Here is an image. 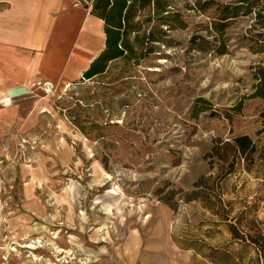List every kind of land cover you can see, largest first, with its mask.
Listing matches in <instances>:
<instances>
[{
	"label": "rangeland",
	"instance_id": "374dc122",
	"mask_svg": "<svg viewBox=\"0 0 264 264\" xmlns=\"http://www.w3.org/2000/svg\"><path fill=\"white\" fill-rule=\"evenodd\" d=\"M166 1L185 27L145 24L161 39L134 58L0 107V264H148L166 249L203 264L187 246L258 264L234 235H264L260 24L239 15L225 54L191 50L195 31L212 38L215 3L235 0ZM198 97L208 108L193 118ZM241 135L253 143L245 155L233 149Z\"/></svg>",
	"mask_w": 264,
	"mask_h": 264
},
{
	"label": "crops",
	"instance_id": "0c3cea01",
	"mask_svg": "<svg viewBox=\"0 0 264 264\" xmlns=\"http://www.w3.org/2000/svg\"><path fill=\"white\" fill-rule=\"evenodd\" d=\"M103 47L102 21L79 0H0V107L25 90L37 91L41 84L74 82ZM256 217L264 223V208ZM193 252L203 264H213ZM157 253L160 261L148 264H194L185 261L183 253ZM257 256L264 264V252ZM129 257L128 264H136Z\"/></svg>",
	"mask_w": 264,
	"mask_h": 264
},
{
	"label": "trees",
	"instance_id": "16d2710c",
	"mask_svg": "<svg viewBox=\"0 0 264 264\" xmlns=\"http://www.w3.org/2000/svg\"><path fill=\"white\" fill-rule=\"evenodd\" d=\"M82 6L88 9V12L99 18L103 23L104 47L89 62L87 68L82 72L79 79H92L102 75L109 67V63L116 60H126L136 56V46H142L145 41H160V36H154L152 29L141 32L145 24L152 21H158L156 24H166L169 27H185V22L180 18L178 12L170 11L169 2L166 0H79ZM197 0V4L199 5ZM215 13L211 16L209 25L205 26L207 35L212 38L208 39L205 35L195 31L188 40V48L191 50L207 51L222 55L227 52V41L224 37L227 22L239 15H248L254 13L256 22L259 23V37L264 41V0H235L232 3H215ZM260 6V8H258ZM144 11L145 15L139 18ZM175 25V26H174ZM153 25H151L152 27ZM209 102L198 97L192 106V117L195 118L201 112L206 110ZM234 153L246 154L253 151V143L247 135L237 136L233 140ZM232 169L227 170L231 172ZM195 190L187 193L185 200L190 201L197 198ZM232 228V225H229ZM235 239L249 242L260 253L264 252V235L257 236L244 233H236ZM197 253L205 257L213 264L215 247H209L206 252L196 250ZM224 248V256L230 257V253ZM228 253V255H226ZM259 264V261H258Z\"/></svg>",
	"mask_w": 264,
	"mask_h": 264
},
{
	"label": "built area",
	"instance_id": "2783aa9c",
	"mask_svg": "<svg viewBox=\"0 0 264 264\" xmlns=\"http://www.w3.org/2000/svg\"><path fill=\"white\" fill-rule=\"evenodd\" d=\"M44 85L46 86V88H47L48 90H51L52 85H50L49 83H45Z\"/></svg>",
	"mask_w": 264,
	"mask_h": 264
}]
</instances>
